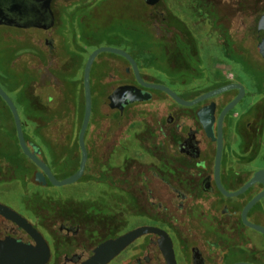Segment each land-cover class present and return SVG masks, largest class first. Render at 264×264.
Segmentation results:
<instances>
[{
  "label": "flooded vegetation",
  "instance_id": "1",
  "mask_svg": "<svg viewBox=\"0 0 264 264\" xmlns=\"http://www.w3.org/2000/svg\"><path fill=\"white\" fill-rule=\"evenodd\" d=\"M151 7L150 20L127 51L146 83L165 85L186 102L238 87L188 106L143 87L124 57L99 56L91 74L99 106L86 136L88 161L83 177L72 184L87 187L85 194L78 193L83 198L65 201L48 177L40 185L42 170L24 155L18 138L0 134V190L13 192L11 199L1 195L0 203L44 238L52 252L47 264H82L102 243L146 228L155 230L143 233L112 262L169 264L165 248L171 244L175 264H264V235L243 221L244 208L264 185L255 182L236 197L221 190L235 193L258 172L264 180V58L258 42L264 0H161ZM31 29L47 33L41 46L49 62L38 68L41 84L26 93L27 103L43 111L37 89H57L59 73L71 72L72 65L77 71L84 57L75 54L58 63L59 48L48 37L52 29ZM127 85L141 89L149 100L110 108V95ZM241 91L239 102L222 117ZM81 94L75 95L76 105ZM59 96V91L48 95L49 107ZM133 123L142 126L145 138L125 136ZM26 140L57 179L62 172L71 176L78 171L80 148L72 152L77 163L65 168V160H53L36 140ZM126 140L132 149L124 146ZM117 148L124 152L119 163L114 162ZM247 221L264 227V197L249 210ZM7 239L39 248L30 232L0 214V241Z\"/></svg>",
  "mask_w": 264,
  "mask_h": 264
},
{
  "label": "water",
  "instance_id": "2",
  "mask_svg": "<svg viewBox=\"0 0 264 264\" xmlns=\"http://www.w3.org/2000/svg\"><path fill=\"white\" fill-rule=\"evenodd\" d=\"M55 0H0V26L3 27H12L17 29H41L49 31L55 27L56 18L54 11L52 9V4ZM72 1V0H67ZM149 6L157 5L161 0H143ZM259 51L264 58V15L262 16L259 23ZM102 53H111L124 57L127 59L134 69V74L138 82L146 88L156 89L163 91L169 94L173 99L184 105H194L202 100H205L208 97L217 95L223 91L234 89L238 85H229L222 87L216 91H213L209 94H206L198 98L194 102H186L181 99L177 93L165 85L160 84H148L146 83L140 73L138 64L133 59V57L125 50L114 48V47H99L93 51L84 68L83 75V86H84V97H85V109L83 121L78 136L79 148L81 151V163L79 169L73 175L66 177L64 179H57L52 173L51 168L47 165L44 160H41L37 157L36 152L30 149V146L26 140L25 131L23 127V119L20 113V109L9 93L2 85H0V97L9 107L15 128L17 133V138L20 144V147L30 160H32L42 172L38 173V180L40 185H46V177L49 178L52 185L57 187H64L72 185L78 182L84 175L86 164L88 161V149L86 146V136L88 128L91 122L92 113H93V92H92V83H91V74L92 68L96 59ZM243 91H241L238 98L232 102L223 112L222 117L231 109H233L239 100L242 97ZM150 96L142 92L141 89L135 86H123L116 89L109 97L110 108L112 109H123L124 106L134 103L142 102L149 100ZM211 135V130H209ZM222 155V142L220 138L219 148H218V157H217V173L220 165V159ZM260 172L256 173L254 179L244 186L242 189L235 193H228L225 189L221 187L223 193L230 197H236L243 194L250 186L255 182H259L264 185V180L260 178ZM264 197V191L255 197L243 210V221L245 224L249 225L251 228L259 231L264 235V227L260 225L251 224L247 221V213L249 210L261 199ZM0 214L17 222L19 225L24 227L28 232H30L33 237L37 240L39 248H29L24 244L11 241L9 239L0 241V264H47L52 256L51 248L48 247V244L44 238L32 228L30 223L24 219L17 212L11 208L0 203ZM155 229H136L124 236L118 237L116 239L108 240L101 245H99L95 250L92 257L84 261L82 264H110L114 259H116L131 243H133L138 237L143 233L149 232ZM157 231V230H156ZM158 232H160L158 230ZM169 244V243H168ZM170 248H165L169 264H175L173 257V250L171 244ZM168 249V250H167ZM172 258V260H171ZM238 264H247V263H238Z\"/></svg>",
  "mask_w": 264,
  "mask_h": 264
},
{
  "label": "rangeland",
  "instance_id": "3",
  "mask_svg": "<svg viewBox=\"0 0 264 264\" xmlns=\"http://www.w3.org/2000/svg\"><path fill=\"white\" fill-rule=\"evenodd\" d=\"M162 6L163 4L160 7ZM52 9L56 16V25L51 32L48 33V37L53 40L57 48H59V50H57L58 56L55 61L59 63L61 60L62 63L65 59L71 58L72 56L75 58V54L79 56L78 54L83 53L84 58L80 63L81 66L77 68L78 73L73 65L71 66L72 68L70 67L72 69L70 75H77V79L81 80L84 65L90 54L99 47H114L129 51L131 45L134 42H138L141 36L140 32L143 31L142 26L146 21L150 20V13L155 8L147 5L143 0H55L52 4ZM3 35L4 31L0 30V43L6 42L5 39H2L5 38ZM111 56H113L111 53H102L100 55V57ZM65 63L68 64L67 61ZM37 90L38 92L35 93V95L36 97L38 96V106L44 108L51 106L50 103H48V95L56 94L57 89L49 87L44 88V86H42ZM79 92H81V85H79ZM11 95L15 99V95ZM98 106L99 102L94 99L92 118ZM105 111L113 113L109 108L105 109ZM20 113L24 121V131L28 135L33 136L32 131L34 126L28 123L23 116L22 110H20ZM72 122V127L69 128L70 125H68L65 129H72V131L75 132L74 137L77 138L79 133V120L76 118L73 119ZM9 123L13 125L10 119ZM10 125H6L7 132L17 139V133H15ZM59 128L54 129L53 132L54 137L57 139L60 137V131H62L61 127ZM124 131L126 132V137L128 134H134L136 139L145 138L142 126L139 123L131 124ZM36 141L42 148L43 144L38 140ZM64 142H66V140H64ZM124 146L129 149L134 147L133 143L129 140L124 141ZM13 149L15 150L16 148ZM123 156L124 152L122 148H117L114 162L119 163ZM94 188L97 190L96 186ZM4 191L7 193L2 194L1 192L3 191L0 190V196L2 195L7 199H11L13 192H10V189H4ZM55 191L59 192L65 201L69 202L72 196L79 199L83 198V195L78 193L85 194L87 187L82 184L69 185L59 187V189H55ZM44 192L50 193L53 192V189H45ZM118 261L119 260H116L112 262V264H117Z\"/></svg>",
  "mask_w": 264,
  "mask_h": 264
},
{
  "label": "trees",
  "instance_id": "4",
  "mask_svg": "<svg viewBox=\"0 0 264 264\" xmlns=\"http://www.w3.org/2000/svg\"><path fill=\"white\" fill-rule=\"evenodd\" d=\"M0 30L4 31L3 36H5V38L2 39L6 40V42L0 43V85L9 93L15 95V102L19 109L25 114L29 105L25 101L22 88L34 89L41 84L38 68L49 62L45 47L41 46L47 33L39 32L35 29L17 30L16 28L3 26H0ZM22 51L23 54H21ZM75 77L76 75L72 76L70 72L67 71L65 73H59L57 91H59L60 96L57 104L52 107H47L43 111L34 107V109L38 111V118L35 119L41 123L40 129L36 131V135L41 140L46 150L49 151L53 160L55 159L56 150L58 147L60 148L62 153L60 160H65L64 162L67 163L65 168L69 167L70 163L72 165L77 163V161H73L76 156L73 157L74 155L72 152L76 149L79 150L78 139L75 145L72 143L71 151L69 139L66 140V142H64V139L61 140V145L56 146V138L53 132L54 129L61 127V132L64 133L66 126L70 125L69 128H71L73 125L72 121L76 118L79 120L78 124L80 131L84 116L85 99L84 91L81 90L83 100L76 105L75 95L79 92V85H82L83 82L82 80L76 81ZM93 91L94 88L92 87V92ZM9 119L13 125H10ZM6 125L12 126L16 133L12 113L7 104L0 97V134L11 135L7 132ZM69 131L70 129L67 130L66 133H70ZM25 136L29 138L26 134ZM60 174L61 179H64L69 176L70 173L62 172Z\"/></svg>",
  "mask_w": 264,
  "mask_h": 264
},
{
  "label": "crops",
  "instance_id": "5",
  "mask_svg": "<svg viewBox=\"0 0 264 264\" xmlns=\"http://www.w3.org/2000/svg\"><path fill=\"white\" fill-rule=\"evenodd\" d=\"M75 80L76 81H79L78 79H77V75H76V77H75ZM27 89L28 88H26L25 89V87L24 88H22V92L24 93V97H25V101L26 102H28L27 101V99H28V97H27V95H26V93L28 92L27 91ZM30 101H32L31 100V98H30ZM29 104V103H28ZM36 109H38L37 107H36ZM23 116L26 118V120L28 121V123L30 124V125H32V126H34V128H33V131H32V133H33V136H30L29 135V137L31 138V139H36V140H38L39 142H41V140L38 138V136L36 135V131H38L39 129H40V126H41V123L39 122V121H37V119H35V118H38V111L37 110H35L34 109V105H32V102L29 104V107H27V110H26V112H25V114L23 113ZM23 123H24V121H23ZM73 123V122H72ZM75 123V122H74ZM66 130L67 129H65V132L63 133V132H61L60 131V133H59V140L61 141V140H70V150L72 151V143L74 142V140H75V137H74V134H75V132H73L72 131V129H70V133H66ZM26 133V132H25ZM27 134V133H26ZM54 135V134H53ZM42 143V142H41ZM40 145V144H39ZM41 147V146H40ZM42 149H44V150H46V148L43 146L42 147ZM55 156H57L58 158H59V160L61 159V157H62V153H61V151H60V148L58 147V149L56 150V152H55Z\"/></svg>",
  "mask_w": 264,
  "mask_h": 264
}]
</instances>
